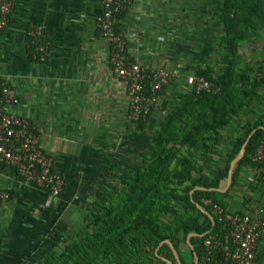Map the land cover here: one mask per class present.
<instances>
[{"label": "crops", "instance_id": "1", "mask_svg": "<svg viewBox=\"0 0 264 264\" xmlns=\"http://www.w3.org/2000/svg\"><path fill=\"white\" fill-rule=\"evenodd\" d=\"M223 2L132 0L116 19L128 59L147 73L173 76L141 126L127 121V85L116 75L97 28L101 0H12L9 25L0 31V78L18 99L7 111L33 125L64 188L52 197L3 168L0 191L10 197L0 204V264H34L52 244L75 234L107 172L123 171L150 148L158 124L191 90L186 77L205 69L219 73ZM34 25L45 32V62L33 55ZM238 53L241 68L264 76V31L242 42ZM258 105L256 113L243 112L238 123L264 117V99ZM240 128L234 121L221 133L207 170L224 165ZM240 176L241 186L229 193L225 208L264 220V167L243 166ZM228 188L226 180L219 190ZM254 264H264V235Z\"/></svg>", "mask_w": 264, "mask_h": 264}, {"label": "trees", "instance_id": "2", "mask_svg": "<svg viewBox=\"0 0 264 264\" xmlns=\"http://www.w3.org/2000/svg\"><path fill=\"white\" fill-rule=\"evenodd\" d=\"M220 22L222 67L218 74L211 69L196 74L211 84L210 91L200 95L187 91L158 124L147 152L127 163L123 171L107 172L75 234L52 244L34 264H166L160 257L175 264L168 245H162L157 256L155 250L168 240L179 257L183 250L192 258L187 245L190 234H195L189 239L194 252L202 255L204 238L218 224L196 204L209 213L205 200L225 208L223 198L241 186L242 167H260L251 156L264 141L263 116L253 123H238L243 112L256 113L264 99V76L253 75V70L241 68L238 62L241 43L264 31V0H224ZM234 121L242 132L231 142L224 165L207 170L221 133ZM143 122L137 123L142 126ZM253 130L243 158L232 170L228 190L209 191L226 182L231 161ZM196 187L207 191H193Z\"/></svg>", "mask_w": 264, "mask_h": 264}, {"label": "built area", "instance_id": "3", "mask_svg": "<svg viewBox=\"0 0 264 264\" xmlns=\"http://www.w3.org/2000/svg\"><path fill=\"white\" fill-rule=\"evenodd\" d=\"M132 0H101L102 11L97 19L101 38L108 44L110 63L116 75L127 85L129 110L127 121H146L157 107L162 89L173 76L165 72L147 73L126 55V41L116 27V15L124 12ZM12 0H0V31L9 25ZM33 55L45 62L48 43L42 26L31 27ZM186 83L196 95L208 92L211 84L203 77L187 76ZM18 102L15 92L0 78V176L4 167L12 168L26 183L42 189L52 197L63 192L64 180L53 168L52 158L39 147L33 125L10 113L7 107ZM254 164L264 167V141L251 156ZM0 191V204L9 200ZM204 205L217 220L218 228L202 242L203 253L195 264H254L258 242L264 235V220L248 214L230 212L210 200ZM194 263V261H193Z\"/></svg>", "mask_w": 264, "mask_h": 264}, {"label": "water", "instance_id": "4", "mask_svg": "<svg viewBox=\"0 0 264 264\" xmlns=\"http://www.w3.org/2000/svg\"><path fill=\"white\" fill-rule=\"evenodd\" d=\"M255 131H256V130H253V131L250 133L249 137H248L247 140L244 142V144H243V146H242L240 152L238 153V155H237V156L232 160V162L230 163L229 172H228V178H227V188L230 186L232 170H233L235 164H236L237 162H239V161L243 158V156H244V154H245V148H246V145H247V143H248V140H249L250 137L255 133ZM195 190L207 191L206 189H202V188H199V187H196L193 191H195ZM193 191H192L191 193H193ZM209 191H221V190H219V189H209ZM224 191H225V190H224ZM196 207H197L200 211H202V212H203V213H204V214H205V215L211 220V222H213V217H212V215H211L209 212H205V211L201 208V206H200L199 204H196ZM194 236H195V234H190V235H188V245H189V247H190V250L193 251V257H194V263H193V264H195V262L197 261L198 256H197V254L194 252V249L192 248V245L190 244L189 239H190L191 237H194ZM164 244H166V245H168V246L170 247V249H171V251H172V254H173V256H174V259H175V264H182L181 261H180V259H179V257H178V253H177L176 249L173 247V245L171 244V242H169L168 240L163 241V242L160 243L159 247L155 250V254H156V256H157L158 249H159L162 245H164ZM160 259H161L163 262H165L166 264H174L173 262H171V261H169V260H166V259H164V258H161V257H160Z\"/></svg>", "mask_w": 264, "mask_h": 264}, {"label": "rangeland", "instance_id": "5", "mask_svg": "<svg viewBox=\"0 0 264 264\" xmlns=\"http://www.w3.org/2000/svg\"><path fill=\"white\" fill-rule=\"evenodd\" d=\"M220 197V196H218ZM223 202L224 204L226 203L225 199L223 198ZM188 253H185L183 250H181V258L184 260L187 256V258H189V256L187 255Z\"/></svg>", "mask_w": 264, "mask_h": 264}]
</instances>
